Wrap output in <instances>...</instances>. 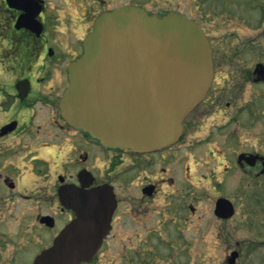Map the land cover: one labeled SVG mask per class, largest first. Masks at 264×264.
I'll return each mask as SVG.
<instances>
[{
	"label": "flooded vegetation",
	"instance_id": "obj_1",
	"mask_svg": "<svg viewBox=\"0 0 264 264\" xmlns=\"http://www.w3.org/2000/svg\"><path fill=\"white\" fill-rule=\"evenodd\" d=\"M77 2L82 1L0 0V264H66L64 254L59 257L52 248L78 218L70 208L80 207L76 193L82 187L110 189L115 210L101 244L95 252L93 247L87 250L89 260L79 264H117L114 250L118 248L122 264H128L134 247L127 224L146 227L164 210L161 220L136 233L145 243L149 236L160 239L163 224H176L177 219L167 215L172 209L186 211L180 221L187 225L189 214L199 208L192 192L196 185L191 145L182 146L179 157L175 144L153 153H130L101 145L61 117L58 104L67 85V66L79 56L82 39L57 26L72 15L88 16L77 10ZM92 3L99 4L97 15L113 8L112 0ZM62 4L78 13L64 11ZM62 43L71 47L70 54ZM251 75L253 83H262L254 72ZM207 153L219 162L213 149ZM251 154L260 158L252 159ZM262 158L256 151L236 153L231 166L221 162L218 183L223 184V175L237 168L251 188L264 176ZM210 173L212 179L214 169ZM220 197L235 208L233 199L222 194L213 203ZM76 241L75 236L67 239L74 244V256Z\"/></svg>",
	"mask_w": 264,
	"mask_h": 264
},
{
	"label": "rangeland",
	"instance_id": "obj_2",
	"mask_svg": "<svg viewBox=\"0 0 264 264\" xmlns=\"http://www.w3.org/2000/svg\"><path fill=\"white\" fill-rule=\"evenodd\" d=\"M80 1L77 10H84L88 16L72 15L68 19L74 16L73 19L64 20L60 25L61 20L57 27L82 39L99 12V4L92 3L95 0ZM123 2L145 7L150 12L176 11L199 22L213 46L215 74L207 99L186 118L184 136L174 146L178 148L175 153L179 157L181 147L191 145L188 151L196 185L192 192L199 201L194 203L199 206L195 208L197 213H188L190 222L182 225L180 218L187 214L186 211L172 209L167 215L177 219L176 224H163L158 231L160 239L149 236L145 243L139 241L136 233H142L161 220L166 215L164 210L159 217L151 218L146 227L138 222L127 224L134 247L129 252L128 264H228L226 259L232 251L238 252L233 264H264V176L249 189L246 178L237 168L223 175V184L216 178L221 162L231 166L230 159L240 151L264 155V84L253 83L251 75L256 62L264 64V0ZM112 4L119 5L121 0H112ZM61 7H65L66 12L78 13L70 6L62 4ZM58 37L62 42V36ZM61 47L70 54V46L62 43ZM210 149L218 163L207 153ZM211 169H214L212 179ZM217 194L233 199L235 214L232 218L219 220L214 217L213 198ZM180 237L183 239L178 240ZM114 252L117 253L114 260L122 264L119 248Z\"/></svg>",
	"mask_w": 264,
	"mask_h": 264
},
{
	"label": "water",
	"instance_id": "obj_3",
	"mask_svg": "<svg viewBox=\"0 0 264 264\" xmlns=\"http://www.w3.org/2000/svg\"><path fill=\"white\" fill-rule=\"evenodd\" d=\"M81 56L68 66V86L59 102L64 120L106 147L150 152L176 142L182 121L205 97L213 79L210 46L185 15L148 14L123 6L100 14L84 38ZM257 67L263 70L261 65ZM113 197L104 187L80 191L78 218L52 252L65 263L86 259L109 227ZM214 213L233 208L219 199ZM76 237L75 256L68 237ZM236 253H232L230 263Z\"/></svg>",
	"mask_w": 264,
	"mask_h": 264
}]
</instances>
